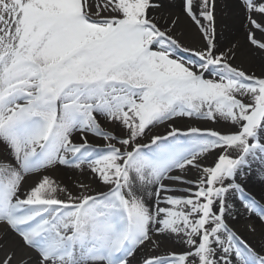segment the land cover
I'll return each instance as SVG.
<instances>
[{
  "label": "snow or ice",
  "instance_id": "1",
  "mask_svg": "<svg viewBox=\"0 0 264 264\" xmlns=\"http://www.w3.org/2000/svg\"><path fill=\"white\" fill-rule=\"evenodd\" d=\"M0 264H264V0H0Z\"/></svg>",
  "mask_w": 264,
  "mask_h": 264
}]
</instances>
